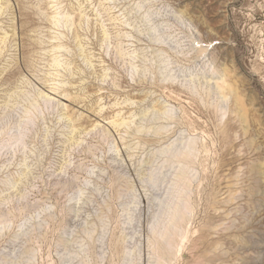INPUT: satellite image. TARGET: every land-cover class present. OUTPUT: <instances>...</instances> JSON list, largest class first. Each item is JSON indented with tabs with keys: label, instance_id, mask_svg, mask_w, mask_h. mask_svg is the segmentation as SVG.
<instances>
[{
	"label": "rangeland",
	"instance_id": "374dc122",
	"mask_svg": "<svg viewBox=\"0 0 264 264\" xmlns=\"http://www.w3.org/2000/svg\"><path fill=\"white\" fill-rule=\"evenodd\" d=\"M0 264H264V0H0Z\"/></svg>",
	"mask_w": 264,
	"mask_h": 264
},
{
	"label": "bare ground",
	"instance_id": "6f19581e",
	"mask_svg": "<svg viewBox=\"0 0 264 264\" xmlns=\"http://www.w3.org/2000/svg\"><path fill=\"white\" fill-rule=\"evenodd\" d=\"M229 90H230V87H229ZM187 146L188 145H186L185 147H184V149L185 148H187ZM185 150H187V151H189L190 149L188 148V149H185ZM184 151V150H183ZM181 201V200H180ZM182 204V203H181ZM175 205H177V203L175 204ZM174 205V206H175ZM180 205V204H179ZM173 206V205H172ZM180 207H181V205H180ZM167 208H168V212H166L164 209L161 211V214H168L167 215V220H166V222H165V224H164V226H163V228L164 229H167V228H169L168 226L170 225V221L172 222V220L170 219V221L168 220V217H169V214L171 213V211L169 210V208H171V206H168L167 205ZM175 208V207H174ZM175 209H178V207L177 208H175ZM174 209V210H175ZM171 210H173V209H171ZM178 210H176V212H177ZM174 213V214H177V213ZM174 214H172V215H174ZM171 216V215H170ZM175 218H176V215L174 216ZM170 218V217H169ZM173 218V217H172ZM173 221H175V219L173 220ZM171 225H173V224H171ZM173 227V226H172ZM170 229V228H169ZM155 231V230H154ZM162 232H163V230H160V231H157L156 232V234L158 235V236H162ZM165 232V231H164ZM165 241V240H164Z\"/></svg>",
	"mask_w": 264,
	"mask_h": 264
}]
</instances>
